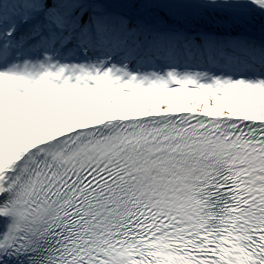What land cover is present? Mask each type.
<instances>
[{"label":"snow or ice","instance_id":"6c2138e0","mask_svg":"<svg viewBox=\"0 0 264 264\" xmlns=\"http://www.w3.org/2000/svg\"><path fill=\"white\" fill-rule=\"evenodd\" d=\"M0 264H264V0H0Z\"/></svg>","mask_w":264,"mask_h":264}]
</instances>
